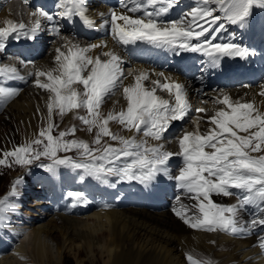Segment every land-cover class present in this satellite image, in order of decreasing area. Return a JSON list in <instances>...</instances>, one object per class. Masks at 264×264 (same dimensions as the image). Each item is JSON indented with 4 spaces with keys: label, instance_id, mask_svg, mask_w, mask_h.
Returning <instances> with one entry per match:
<instances>
[{
    "label": "snow or ice",
    "instance_id": "obj_1",
    "mask_svg": "<svg viewBox=\"0 0 264 264\" xmlns=\"http://www.w3.org/2000/svg\"><path fill=\"white\" fill-rule=\"evenodd\" d=\"M24 3L27 4V0ZM86 4L87 0H58L59 10L55 15L72 22L78 17L86 26L94 27V22L86 14ZM178 5L179 0H124L121 7L125 11H110L101 27L110 26L112 39L117 45L142 42L177 55L181 52H199L207 58V67L213 69L220 66L223 57L247 59L251 55L247 48L231 40L215 41L227 24L244 27L253 8L264 9V0H197L196 6L182 13L178 19H162ZM35 14L50 21L55 18L43 11ZM23 29V24L6 21L5 26L0 27V51L4 50L5 42L10 37L18 40ZM38 29L37 22L26 33L27 38L34 39ZM53 31L58 34V29L54 28ZM97 47L104 45H91L88 48L72 45L67 54L58 48L55 58L57 67L36 71L34 86L50 94L47 127L41 128L36 139L11 151H3L0 165H5L9 157L22 166L43 157L51 161L41 165L49 173L55 174L58 167L68 166L82 169L86 176L101 183L115 177L117 182L136 181L147 185L163 174L174 179L176 187L188 199L195 201L187 205L180 203L179 195L175 198L177 203L173 212L185 225L207 232L235 234L245 231V226L237 220L241 210L251 207L257 213H264V155H252L264 151V114L256 111L252 102H231L230 97L224 94L220 103L225 108L209 117L211 127L208 131L203 134L199 131L187 132L178 140L177 154L182 157L183 166L178 175L172 177L168 162L174 153L162 150V146L149 147L146 139L137 142L135 138L117 137L108 124L115 121L127 131L134 129L137 133L143 132L145 138L156 141L163 139L171 122L182 120L189 111L184 85L165 77L163 83L159 79L152 80L155 87L148 89L143 82L149 79L150 74L142 70L134 78V83L123 87L126 110L102 116L99 109L105 97L114 94L123 83V61L113 52L102 53L106 60L87 55ZM15 73L16 69L0 68V76L5 79H22ZM155 75L165 76L163 72ZM41 78L45 82H41ZM73 85L82 86V91ZM157 88L166 90L174 98V103L156 96ZM16 94L14 88L0 85V100L11 99ZM260 95H264V92ZM77 109H84L88 113V117H76L87 126L88 132L96 129L94 144L99 145L101 138L107 136L120 146L107 145L93 149L83 141L65 140L66 136L74 134V128L53 136V129L57 127L51 122L54 112L63 116ZM241 132L248 135H239ZM73 149L79 153L80 161L84 162L58 155ZM119 160L126 162L123 166H117L116 161ZM231 189L243 193L236 205L224 206L211 199L213 194L231 196L234 194ZM68 196L75 203L84 201L83 194L78 191L69 192ZM6 207L11 206L0 201V225L4 222L2 214ZM258 226L264 229V216L254 215L247 222V230ZM258 247L264 251V237L258 238ZM186 260L187 264H211L208 260L200 261L191 255H187Z\"/></svg>",
    "mask_w": 264,
    "mask_h": 264
},
{
    "label": "bare ground",
    "instance_id": "obj_2",
    "mask_svg": "<svg viewBox=\"0 0 264 264\" xmlns=\"http://www.w3.org/2000/svg\"><path fill=\"white\" fill-rule=\"evenodd\" d=\"M24 16L17 4L12 3L9 9L0 14V27L5 26L6 21L14 22V18ZM88 55L95 59V52ZM52 59H42L39 66L44 70L55 68ZM137 67L140 72H148L144 66ZM168 77L183 84L184 78L180 74H169ZM155 79L160 80V77L150 74V84ZM132 83L133 79L128 78L123 87ZM49 95L46 91L29 88L7 107L0 116V132L8 129V124L14 123V129L23 124L25 134L21 136L13 131L12 140L3 138L1 150L29 140L32 135L38 134L41 127H47ZM229 97L235 102L252 100L257 106H264V98H258L251 90L230 93ZM125 103L127 101L122 91V96L113 98L107 108L114 109ZM54 119L55 112L51 122ZM42 205L46 207L45 202L37 204ZM37 212L40 216L39 210ZM168 213L123 210L88 214L81 218L56 215L38 226L14 224L9 231L19 236V243L15 251L2 259L0 264H65L70 258L75 264H186L184 254L190 249L216 259L215 264L217 261H220L219 264H264V258L254 257L258 248L249 249L252 241L193 232ZM231 243H235L236 253L223 250L225 245ZM251 257L255 262L247 261Z\"/></svg>",
    "mask_w": 264,
    "mask_h": 264
},
{
    "label": "rangeland",
    "instance_id": "obj_3",
    "mask_svg": "<svg viewBox=\"0 0 264 264\" xmlns=\"http://www.w3.org/2000/svg\"><path fill=\"white\" fill-rule=\"evenodd\" d=\"M63 120H64L65 123L62 125V120L57 115H55V119L53 120L52 123H54L56 126L61 124V126L63 128L66 127L67 125H69L70 123H72V121L69 122L71 120V116L63 117ZM13 125H15V124L14 123H11L10 125L8 124V129H6L5 131L2 130L0 132L1 133L0 135H2V136H0V143L4 142L3 138H5V140H12V138H14V132L20 134L21 136L22 135L24 136V134H25L24 131H23L24 125L21 124V127L18 126L17 129L16 128L14 129ZM15 127H16V125H15ZM41 128H40V130H41ZM27 141H29V140H26V141H23V142L27 143ZM18 145H21V144H11L9 149H3V150L0 149L1 150L0 154H2L3 151H8V150L10 151V150H12V148H14V147H16ZM11 168H13V169H11ZM19 174L20 173L18 171L14 170V167H12L7 162H6L5 165H0V201H1L2 196H4L5 194H7V193L12 191V188L14 187V179ZM149 213H151V212H149ZM91 214H94V213H91ZM49 219L50 218H45L44 220H42L40 222L34 223V225L38 226L39 224H44ZM234 246H235V243L227 244V245L224 246L223 250H225V251H233L234 253H236L235 252L236 250H235ZM190 250L191 251L188 250L189 252L186 251L185 254H187V253L188 254H192V255L198 257L202 261L208 260V261L211 262V264H215V260L216 259L213 260L211 257H207L205 254L200 253V251H197L195 249H190ZM215 252H219V250H216ZM185 254H184V257H185ZM184 262H185V259H184ZM219 262L220 261H217L216 263L219 264ZM65 264H75V262H74V260L72 258H70L69 261L67 263H65ZM85 264H88V263H85Z\"/></svg>",
    "mask_w": 264,
    "mask_h": 264
}]
</instances>
